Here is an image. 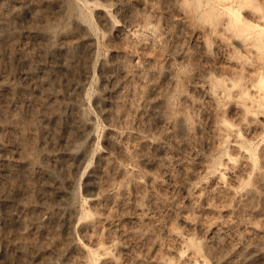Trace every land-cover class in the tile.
Here are the masks:
<instances>
[{"label": "rangeland", "instance_id": "rangeland-1", "mask_svg": "<svg viewBox=\"0 0 264 264\" xmlns=\"http://www.w3.org/2000/svg\"><path fill=\"white\" fill-rule=\"evenodd\" d=\"M35 1L36 16L0 24V197L9 184L24 191L29 162L61 177L65 196L42 205L62 211L42 223L55 236L50 264H264V44L225 27L230 0ZM255 2L243 14L260 23L264 0ZM75 39L71 67L56 69L58 43ZM41 101L55 113L50 129L74 138L65 161L57 143L40 144ZM29 104L38 117L26 138L41 145L30 156L10 141L12 115ZM4 208L0 264L16 232Z\"/></svg>", "mask_w": 264, "mask_h": 264}, {"label": "bare ground", "instance_id": "bare-ground-1", "mask_svg": "<svg viewBox=\"0 0 264 264\" xmlns=\"http://www.w3.org/2000/svg\"><path fill=\"white\" fill-rule=\"evenodd\" d=\"M255 1L256 0H230L229 3L225 4V8H226L225 14L227 15V19L225 20L226 22L224 24L226 25L225 27H228V29L231 28L232 26L238 27L239 32L248 29L249 30V34H248L249 37H252L257 42H262L264 44V15L259 16V18L261 20V22L259 23V21H257V20L256 21L249 20L243 14V11H244L246 5H251L254 8L259 7V4L256 3ZM16 3L19 4L18 7H13L10 9H0V24H6V25L10 26L13 24L14 21H16V19H19L23 15L36 16L34 13L35 12L34 7L36 8L35 5H36V3H38L37 1H35V0H16ZM9 26L5 27V28H10ZM10 29H7V30H10ZM48 38H49V34H43L42 39L45 40ZM80 42H82V40L75 39V40H70L69 42L62 40L60 43H58L57 48L59 51H61L65 55L64 56L65 60H63L64 59L63 58L62 59L63 61H59L58 63H56V65L54 66L56 69L57 68L67 69V68L71 67L70 62H72L73 60L71 61L70 57L68 59L69 55H68L67 51L69 49L68 50H66V49L71 48L72 46L78 45V43L80 44ZM81 44H83V43H81ZM260 47H262V46H260ZM74 48H76V46ZM23 52H24L23 50H16L11 55H13V56L16 55V57L18 58V56H21ZM69 53H71V51ZM22 60H23L22 63L23 62L25 63L26 61L28 63V61H29V59H27L25 56L23 57ZM262 67H264V63H263ZM262 69H264V68H262ZM259 70H256V71H259ZM263 71L258 72V80H257L258 82L257 83H259V86L261 88H263V91H264V72ZM24 82L30 83L33 85V87H35V88H30L29 89L30 91L35 90L37 88L32 71H28V72L24 73ZM48 89H50V88H48ZM51 90H53V89H51ZM74 91H75L74 88L73 89L72 88H66L64 90L63 94L67 97H72V96H74ZM33 93H35V92H33ZM56 93H57V91L52 93L51 96H53L54 98L55 97L57 98L58 94L56 95ZM63 94H61V95H63ZM48 96H50V95H48ZM27 98H29V97L26 96V99ZM57 102H59V101H57ZM11 104L13 105V103H11ZM31 104H32V101H31ZM38 104L40 106V109H42L41 112L38 113L39 117L36 116L37 113L35 114V111L33 112L34 108L30 104L27 105L26 112L23 116L20 115V117L19 116L13 117V115H12V121L14 124V130L12 132L15 133V135L13 134L12 138L11 139L9 138L10 141L15 143V145L17 147V148L15 147L16 149H18V147L22 149L19 151H21V152L23 151L25 154H29V156H30V154L34 155L33 152L35 151V149H37L39 143H37L38 145H35L36 143L32 142L36 146V148H34L35 146H33L32 143L31 144L29 143V141H31V139H32L31 136L34 137V133H33L34 131L32 132L33 135H31V132H26V129L24 127V123L26 121L30 120V118L33 119L36 116V117H38V119L35 118V120L36 119L38 120V121L36 120L37 121L36 125L39 128L38 137H39L40 144L45 142L46 146L49 144L52 147H53V145L55 147L58 144V146H60L61 151L63 152L62 156L64 155V153L67 154L65 149H67L69 147L68 145L70 144V142L74 138L73 137L71 138L70 136L58 134V133L52 131L50 129V127H51V123L53 125V122H49L50 120L48 121V118L50 117L49 116L50 114L54 115L55 113L54 114L52 113L51 108L49 110H47L48 106L44 102L41 101ZM9 106H10V104H7L6 107L4 106L5 108L2 110L5 115L7 114V116L10 115L9 108H11V107H9ZM50 107H52V106H50ZM52 108H54V107H52ZM55 110H58V109L56 108ZM49 111L51 113H49ZM56 113H57V111H56ZM51 117H53V116H51ZM54 118L56 119V117H54ZM54 118H51V121L54 120ZM33 120H31L32 123H34V121H35V120L34 121ZM48 122L50 123V125ZM79 124H80L79 121L78 122L76 121L74 126H76L78 128ZM27 125H28V122H27ZM30 125H31V123H30ZM80 129H82V127ZM29 133H30L31 139L30 140L28 139L29 141H27L26 137L29 136ZM35 133H36V131H35ZM36 135H37V133L35 134V137H36ZM37 141H38V139H37ZM55 143H57V144L55 145ZM45 145H42V146L45 147ZM42 149H43V147H42ZM55 149H53V150L56 151ZM40 151H41V149H40ZM67 155H69V154H67ZM62 156H61V159H62ZM64 156H66V155H64ZM64 156H63V158H64ZM27 157H28V155H27ZM46 157H48L50 160L52 159L53 161H55L54 160L55 154H51V155L46 156ZM22 158H24V157H22ZM48 158H46V159H48ZM65 158L63 159L64 161H65ZM42 159H43V157H42ZM56 159H60V158L57 157ZM46 161L48 162V160H46ZM52 162H50V163H52ZM55 162L53 164L54 166H55ZM43 164H45V163H42V161L33 162V163L29 162V164L26 168V171H25L26 173L25 172H23V173H25V175H24L25 177L26 176L31 177V178L33 177L32 178L33 180L31 181V179H30V182L28 184L26 183L27 187L25 186L24 191H21L22 188L19 189L18 187H16L17 185L15 186L13 184H9L5 187L6 190L2 193V195L0 197V201H1V203H3V205L5 207L4 208L5 218L7 220L13 222L15 224V228H16L15 233L9 235V232H8V236L4 239V241L2 243L1 254L4 258V259H2V260H4V264H12L14 262H15V264H50V260H51L52 255L49 254L47 252V250H48V247L51 245V243L55 240V236L52 235V233H49L47 231V229H45V227L42 226V223H44V221H45L46 224H48L49 220H52V221L57 220V219L59 220V218H60L59 216L61 215L62 211L61 210L59 211V209L58 210L56 209L54 211L55 213L53 212L54 214L53 213L50 214V212H47V210L45 211L43 209L42 205L45 203V201L47 199H49L50 201H51V199H60L61 196L64 194H62L63 191L61 192V190L59 189V186H60L59 185V179L61 177H59V179H57V178H54L56 176L53 175L54 177L51 176V178L48 177L49 179H44V177H43L44 172L43 171H46L47 169H45V166ZM47 164H49V163H47ZM56 164H59V163H56ZM53 165H50V167ZM63 165H65V162H63ZM60 166H62V164ZM4 167H6V166L4 165L3 168ZM9 167L10 166L8 165V168ZM64 168H65V166H64ZM66 168L71 169V166L69 167L67 164ZM21 169H23V168H21ZM68 169H66V171H64V172L66 173L68 171ZM5 170L8 171L7 167L5 168ZM51 171H52V169H51ZM48 172H49V170H48ZM4 173H6V172H4ZM2 176H5V174H3ZM6 176L10 177L8 175H6ZM4 179H5V177H4ZM64 181H67V180L65 179ZM64 181H62V179H61V182L64 183ZM61 185H62V183H61ZM11 191L12 192L14 191L13 195H11ZM31 195H33V197ZM64 200H65V198H64ZM48 201H47V203H48ZM68 217H70V216H67V219H68ZM47 219H49L48 222H47ZM58 222H60V221H58ZM50 223H51V221H50ZM59 225H60V223H59ZM53 227L55 228V225ZM56 228H58V227H56ZM53 231H54V229H53ZM35 232H36V234H34ZM53 234H56V233H53ZM56 242H55V244H57ZM53 246L55 247V245H53ZM51 248H53V247L51 246ZM7 250H10V251L12 250V252H14V254H15L14 259L12 257L10 258V257L6 256V254L8 253ZM48 251H50V250H48ZM59 253H61V252H59ZM10 255H11V252H10ZM224 263H226V262H224ZM202 264H205V263L202 262Z\"/></svg>", "mask_w": 264, "mask_h": 264}]
</instances>
